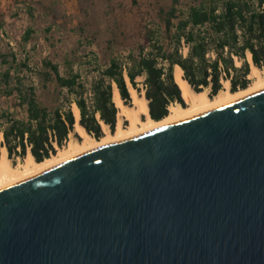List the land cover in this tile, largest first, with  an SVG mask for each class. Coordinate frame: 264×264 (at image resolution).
Wrapping results in <instances>:
<instances>
[{
	"label": "water",
	"instance_id": "obj_1",
	"mask_svg": "<svg viewBox=\"0 0 264 264\" xmlns=\"http://www.w3.org/2000/svg\"><path fill=\"white\" fill-rule=\"evenodd\" d=\"M0 264H264V86L1 187Z\"/></svg>",
	"mask_w": 264,
	"mask_h": 264
},
{
	"label": "trees",
	"instance_id": "obj_2",
	"mask_svg": "<svg viewBox=\"0 0 264 264\" xmlns=\"http://www.w3.org/2000/svg\"><path fill=\"white\" fill-rule=\"evenodd\" d=\"M179 4V0H172L168 9L159 8L163 28L159 33L146 29L145 43L137 51H129L127 61L113 56L116 38L108 41L100 59H95L97 73L90 80H84L71 67L61 72L57 64L43 60L35 73L39 86L43 90L53 86L56 100H61L54 107L38 99L36 84H26L19 76L23 70L32 71L25 63L1 72L0 89L6 96L14 94L24 113L16 117L0 109V155L5 148L14 164V158L23 160L29 152L37 162L54 155L71 134H77L72 104L79 110V124L90 136L102 137L103 125L113 132L117 123L113 85L124 104L130 106L126 77L138 94L141 89L137 79L143 78L149 116L155 121L167 116L172 104L184 106L173 76L176 65L195 92L209 89L211 98L223 90L224 82L229 83L232 93L246 89L252 82L248 54L254 67L264 70V0H199L184 7Z\"/></svg>",
	"mask_w": 264,
	"mask_h": 264
},
{
	"label": "rangeland",
	"instance_id": "obj_3",
	"mask_svg": "<svg viewBox=\"0 0 264 264\" xmlns=\"http://www.w3.org/2000/svg\"><path fill=\"white\" fill-rule=\"evenodd\" d=\"M194 1L199 0H179L178 7ZM171 4L172 0H0V73L25 63L32 71L23 70L19 76L26 84H36L38 99L45 106L54 107L61 100H56L53 86L45 90L39 86L35 73L41 69L43 60L57 64L61 72L71 67L84 80L87 77L90 80L97 73L96 60L108 41L116 38L113 56L127 61L129 51H137L145 43L146 29L160 32L163 17L159 8L166 10ZM99 63L102 65L100 60ZM11 74L15 75V71L11 70ZM137 82L141 89L140 78ZM202 92L208 95L210 90ZM139 95L144 97V88ZM90 96L87 90L89 103ZM0 109L16 117L24 113L15 95L6 96L2 89ZM118 121L123 126L128 124L122 118H117ZM78 140L77 134H71L64 147ZM14 160L15 164L22 162L19 158Z\"/></svg>",
	"mask_w": 264,
	"mask_h": 264
},
{
	"label": "bare ground",
	"instance_id": "obj_4",
	"mask_svg": "<svg viewBox=\"0 0 264 264\" xmlns=\"http://www.w3.org/2000/svg\"><path fill=\"white\" fill-rule=\"evenodd\" d=\"M248 60L251 65L249 78L253 79L251 84L244 90L232 93L229 91V83L224 82L225 89L212 98L205 92H195L190 85L182 79V70L178 65H176L174 67L173 76L180 89L184 106L180 104L169 106L167 116L159 121H155L149 116L147 100L137 94L126 77L128 92L131 98V105L127 106L122 102L116 86L113 93V102L117 108V118L124 119L128 122V124L123 126L121 122L118 121L113 132L109 131V129L103 125V135L99 139H95L87 134L86 131L79 125V110L76 105L73 104L72 113L74 116V131L80 137V140L69 143L68 146L58 149L54 155L42 162L35 161L32 155L28 153L21 163L14 164L10 159H8L5 148H2V153L0 155V188L11 182L21 180L35 171L52 168L65 159L89 148L114 139L148 131L165 122L177 120L203 109L223 104L245 92L264 86V72L254 67L251 62L250 54H248Z\"/></svg>",
	"mask_w": 264,
	"mask_h": 264
},
{
	"label": "built area",
	"instance_id": "obj_5",
	"mask_svg": "<svg viewBox=\"0 0 264 264\" xmlns=\"http://www.w3.org/2000/svg\"><path fill=\"white\" fill-rule=\"evenodd\" d=\"M141 81V89H143L145 87L144 83H143V78H140Z\"/></svg>",
	"mask_w": 264,
	"mask_h": 264
}]
</instances>
